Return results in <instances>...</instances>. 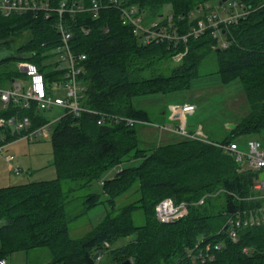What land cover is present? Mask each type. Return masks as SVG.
I'll use <instances>...</instances> for the list:
<instances>
[{
  "label": "trees",
  "instance_id": "obj_1",
  "mask_svg": "<svg viewBox=\"0 0 264 264\" xmlns=\"http://www.w3.org/2000/svg\"><path fill=\"white\" fill-rule=\"evenodd\" d=\"M43 1L51 8H58L63 1L87 8L91 2ZM96 1L105 5L107 0ZM211 1L215 0H123L125 6L141 12L162 15L169 8L181 34L196 24V19L189 20V13ZM236 1L248 14L224 29L221 37L226 47L209 31L197 39L189 38L181 63L167 73L161 71V63L182 52L184 46L143 45L121 24L117 9L101 8L95 17L90 11L65 13L61 19L56 11L47 19L43 12L0 15V50L11 51V57L0 58V66L9 62L35 65L51 94L53 81L63 73L56 65L48 70L43 61L55 54L60 44L57 24L61 20L71 34L72 51L85 56L81 63L85 83L82 106L141 121L126 126L108 119L98 125L95 115L76 117L63 112L50 138L55 178L0 187V260L18 251L44 248L50 254L47 264H96V253L98 257L106 253L113 264L125 260L132 264H194L189 252L199 243L214 259L195 264H264V223L236 228V242L229 237L226 225L229 215L246 218L264 205V199L258 198L263 189L254 188L260 172L241 170L233 157L214 145L234 143L233 138L239 135L264 141V0ZM22 31L29 33L28 39L12 48V35ZM207 59L214 66L210 75L216 74L221 85L216 90L237 83L235 95L243 96L247 106L243 103L241 114L234 111L221 119L200 122L209 143L169 132L153 146H142L137 129L155 125L140 100L173 99L190 92L203 77L199 68ZM4 75L9 82L16 80L12 71H4ZM44 112L34 104L29 108L14 103L2 108L0 104V118L30 120L28 131L13 133L0 128V135L5 142H12L44 126L49 123ZM226 124L235 127L229 129ZM219 133L226 136L213 140ZM112 170L115 174L104 179ZM95 184L100 186L99 193L90 191ZM76 191L85 192L80 215L101 204L106 206V214L83 237L73 239L65 208L75 199ZM127 193L132 200L119 205L117 200ZM203 197V204L198 205ZM214 197L222 198L219 208L211 202ZM165 198L190 204L187 215L173 223H159L155 206ZM129 237L125 245L112 248ZM218 244L221 247L215 250Z\"/></svg>",
  "mask_w": 264,
  "mask_h": 264
},
{
  "label": "built area",
  "instance_id": "obj_2",
  "mask_svg": "<svg viewBox=\"0 0 264 264\" xmlns=\"http://www.w3.org/2000/svg\"><path fill=\"white\" fill-rule=\"evenodd\" d=\"M124 3L123 0H107L105 5H100L98 1L91 0L90 6L86 8L82 4L73 3L68 5L63 1L58 8H51L48 2L43 0H0V15L8 17L10 15H22L27 12H43L44 18L47 19L51 12L56 11L61 19L65 13L76 14L90 11L95 17L101 8H114L120 12L121 24L128 26L133 36L143 45L166 44L173 49H176L178 45H183V51L173 55V58L178 57L180 59L187 52L186 45L189 38L197 39L209 31L213 38L220 41L219 39L227 26L236 24L248 14L246 7L236 0H226L221 5L217 4L213 7L205 5L203 9H198L194 12V14L201 13L200 16L195 18L196 24L189 27L186 33L181 34L179 26L172 14L160 15V19L153 20L148 25H144L143 14L145 12H141L133 6H125ZM192 16L193 13L188 15L189 20H191ZM57 30L60 34V44L54 51L56 54H60V62L66 64L65 66L60 63L56 64V70L61 71L63 74L53 81L50 89L52 90L53 86L57 93L53 95L51 91V94H48L47 84L43 74L37 71V68L33 64L18 62L17 65L20 71L27 78L25 81L12 80L9 88L0 87V104L2 108H5L9 103L21 105L24 108H29L30 105L34 104L39 111H49L53 107H56L76 117L82 113L95 115L98 125L103 124L108 119H112L115 122H123L126 126L140 124L141 121L138 120L123 116H112L82 106L85 83L81 78L83 73L81 63L85 59V56L83 54H75L72 51L70 45L71 34L65 29L61 20L57 24ZM221 46L226 47V43L223 41ZM59 91H61V94H58ZM168 108L169 112L180 120L185 115L192 114L196 110V107L190 103L171 104ZM29 126L30 120L28 117L17 118L16 116H11L8 118H0V128L5 130L9 128L13 133L28 131ZM49 128L50 123H47L32 132L17 136L16 139L24 138L32 140L45 134ZM159 128L179 136L209 143L200 125L192 132H189L183 124L173 128L170 125ZM9 143L4 141L3 135H0V150ZM214 145L233 157L240 167L241 163L245 161L251 170L264 171V145L260 140L256 138L247 140V152L241 150L235 142L230 144L215 143ZM6 159L8 162L14 160L11 155ZM19 171L20 167L13 168L15 174L18 175ZM99 184L102 185L103 181H99ZM254 188L256 190H262L264 188V182L259 179ZM204 198H201L197 204H203ZM258 198L264 199V194ZM189 205L186 202H174L170 198H165L155 206L156 220L161 224L178 221L187 215ZM255 212L257 214L250 213L246 218H241L240 214H233L227 217L226 225H228V234L233 242L237 240L236 228L259 226L264 223V205ZM220 247L221 245L218 244L214 249L219 250ZM189 257L194 264L196 262L203 263L206 260L214 259V255L209 251H203L199 248V243L189 252ZM0 264H7V261L2 259L0 260Z\"/></svg>",
  "mask_w": 264,
  "mask_h": 264
},
{
  "label": "rangeland",
  "instance_id": "obj_3",
  "mask_svg": "<svg viewBox=\"0 0 264 264\" xmlns=\"http://www.w3.org/2000/svg\"><path fill=\"white\" fill-rule=\"evenodd\" d=\"M217 4L218 3L215 0L208 2L205 5H210L213 7ZM166 13H169V8H165L162 11L163 16H165ZM191 13H193L191 20H194L201 15L200 12L194 14L193 11ZM160 15L161 14L158 12L156 13L149 10L145 11V13L143 14V24L148 25L149 22L160 19ZM12 37L13 42L11 47L15 48L20 44L26 42L29 37V33L22 31L18 32L17 34H13ZM223 41V37H221L219 41L220 46ZM182 58L178 59V57H172L170 58V60L161 63V71H165L166 73L169 72V69H172L173 67L181 63ZM60 61V54L55 53L45 59L43 61V65H45L48 70L58 63L62 64L63 66L66 65L65 63ZM4 71H12L14 73V78L16 79V81H25V79L27 78V76L20 71L17 63L9 62L7 64L1 65L0 87L2 88L11 86V82L5 79ZM37 71L39 70L37 69ZM199 71L203 77L200 78L199 82L194 84L193 89L188 93L177 95V98L173 99L160 98L159 100L151 97L143 98L140 100L139 104L140 106H142L141 108L148 112L149 119L153 122L152 125H155V127H143L137 129V137L142 146L151 147L158 141V138H160L161 135L169 133L168 131H164L161 128L156 127L170 125L173 128L178 126L180 122H183L188 131H193L199 125L201 126L200 122L204 121L205 119H221L226 115V113L229 114L230 112L234 111L241 114L240 108L244 107L243 103H245V106L247 105L243 96H240L239 94L235 95L237 91V87L235 86H237V83H232L230 85L231 87L228 86V88L226 87L225 89L219 88L217 89V91L216 88L221 85H219L218 76L216 74L210 75L214 71V66L208 59L202 63ZM140 74L144 77L148 76V72H141ZM51 91L53 95L57 93L55 92L53 86ZM220 93L224 94L222 95ZM58 94H61V91H59ZM226 95L230 96L228 97ZM228 102L231 103L229 104ZM183 103L193 104L196 107V111L183 120L181 119L182 121L180 119L171 121L168 106L170 104ZM160 112H164V114H161ZM62 113L63 110L56 107H53L51 110L44 112L42 115L50 123V128L47 129L45 134L40 135L33 140H27L24 138L16 139L7 144L2 150H0V187L20 185L32 181L50 180L55 178V171L54 167L52 166V146L50 138L58 126L59 118L61 117ZM225 136V133H219L216 134L212 139L221 140ZM233 139L234 142L239 145L241 150L247 152L246 142L247 140L252 139V137L239 135L235 136ZM10 155L14 158L12 162H8L6 159ZM135 164H137V162ZM14 167H20L18 175L13 172ZM250 169L251 168L249 167L247 162L244 161V163H241V170L247 171ZM114 174L115 170H112L104 177V179H107ZM90 191L99 193V184L93 185ZM84 194L85 192L76 191L73 194L76 196L75 199L71 203H68L65 208L66 216L69 219V236L73 239L83 237L86 233L97 226V224L100 223V221L106 214V206L101 204L92 208L87 213L80 215L85 206L83 203ZM131 196L132 195H130V193L125 194L117 200L118 204L122 205L129 202L132 198ZM211 202L219 208L222 203V198L214 197L211 199ZM137 222H140V220H138ZM130 240L131 237L120 239L112 245V248L114 249L119 246L125 245ZM49 261L50 254L48 250L44 248L33 249L29 252L18 251L11 254L7 258L8 264H47ZM96 261V264H113L110 257L106 253L100 255L96 259Z\"/></svg>",
  "mask_w": 264,
  "mask_h": 264
},
{
  "label": "water",
  "instance_id": "obj_4",
  "mask_svg": "<svg viewBox=\"0 0 264 264\" xmlns=\"http://www.w3.org/2000/svg\"><path fill=\"white\" fill-rule=\"evenodd\" d=\"M225 0H222V1H219L218 2V4L219 5H221V3L222 2H224ZM10 54H11V51H7V50H5V49H3V50H0V58L3 60V59H6V58H9V57H11L10 56ZM229 129H233L234 127H235V125H233V124H227L226 125ZM259 179L261 180V181H263L264 182V171H261L260 172V174H259ZM98 253H96L95 255H94V259H97L98 258ZM119 264H132V262H131V260H125V261H123V262H121V263H119Z\"/></svg>",
  "mask_w": 264,
  "mask_h": 264
},
{
  "label": "crops",
  "instance_id": "obj_5",
  "mask_svg": "<svg viewBox=\"0 0 264 264\" xmlns=\"http://www.w3.org/2000/svg\"><path fill=\"white\" fill-rule=\"evenodd\" d=\"M7 88H9V87H7ZM170 105H171V104H170ZM195 111H196V110H195ZM195 111H194V112H195ZM169 113H170V112H169ZM163 114H164V113H163ZM192 114H193V113H192ZM190 115H191V114L185 115V116L182 118V120H183L184 118L190 116ZM169 116H170V120H171V121H172V120H173V121L177 120V118H176L175 116H173L171 113L169 114ZM182 120H181V121H182ZM180 124H183V125H184L183 122H180L179 125H180ZM226 125H227V124H226ZM226 125H225V127L228 128ZM184 126H185V125H184ZM185 127H186V126H185ZM6 261H7V260H6ZM7 264H8V263H7Z\"/></svg>",
  "mask_w": 264,
  "mask_h": 264
}]
</instances>
